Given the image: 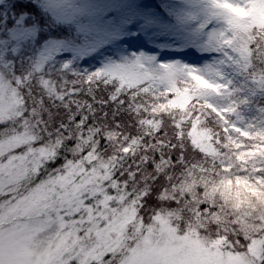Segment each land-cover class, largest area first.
Here are the masks:
<instances>
[{"label":"snow or ice","instance_id":"1","mask_svg":"<svg viewBox=\"0 0 264 264\" xmlns=\"http://www.w3.org/2000/svg\"><path fill=\"white\" fill-rule=\"evenodd\" d=\"M0 264H264V0H0Z\"/></svg>","mask_w":264,"mask_h":264}]
</instances>
